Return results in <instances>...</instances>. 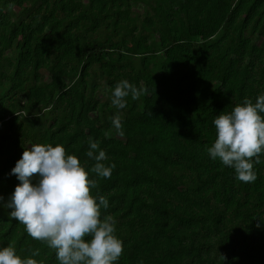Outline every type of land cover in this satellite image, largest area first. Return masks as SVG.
Returning <instances> with one entry per match:
<instances>
[{"label": "trees", "instance_id": "16d2710c", "mask_svg": "<svg viewBox=\"0 0 264 264\" xmlns=\"http://www.w3.org/2000/svg\"><path fill=\"white\" fill-rule=\"evenodd\" d=\"M125 78L144 91L119 109ZM259 94L264 0H0V195L33 143H61L90 169L91 136L116 164L91 189L124 241L116 264H264V154L243 182L207 151L215 116ZM10 211L0 242L59 264Z\"/></svg>", "mask_w": 264, "mask_h": 264}, {"label": "clouds", "instance_id": "9594fccd", "mask_svg": "<svg viewBox=\"0 0 264 264\" xmlns=\"http://www.w3.org/2000/svg\"><path fill=\"white\" fill-rule=\"evenodd\" d=\"M142 91L122 79L113 88L112 103L124 109L126 98L138 99ZM213 123L216 138L207 148L210 157L233 168L238 180L256 181L254 165L261 163L264 154V94L255 102L245 97L230 111L219 112ZM112 124L123 135L119 113L113 115ZM88 145L86 155L95 160L90 169L61 143L25 147L11 169L19 183L6 202L0 195V206L10 208L8 215L22 223L31 237L55 249L59 264H116L124 250L116 218L102 211L109 208V199L91 191L97 184L92 174L111 177L116 164L104 163L108 156L97 139L90 136ZM38 255L39 249H34L31 255L21 256L10 243L0 242V264H46Z\"/></svg>", "mask_w": 264, "mask_h": 264}, {"label": "rangeland", "instance_id": "374dc122", "mask_svg": "<svg viewBox=\"0 0 264 264\" xmlns=\"http://www.w3.org/2000/svg\"><path fill=\"white\" fill-rule=\"evenodd\" d=\"M135 10L137 12L138 21H141L143 19V17H144V14H145L144 13V5L139 4L137 7H135ZM168 82H169V80H168ZM105 94H106L105 92L101 94V96H102V103L106 100V98L104 99V97H103ZM114 111L117 112V109L115 108Z\"/></svg>", "mask_w": 264, "mask_h": 264}]
</instances>
